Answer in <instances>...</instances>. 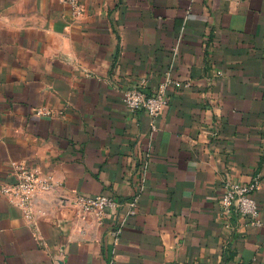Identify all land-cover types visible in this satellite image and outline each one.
<instances>
[{
  "label": "crops",
  "instance_id": "0c3cea01",
  "mask_svg": "<svg viewBox=\"0 0 264 264\" xmlns=\"http://www.w3.org/2000/svg\"><path fill=\"white\" fill-rule=\"evenodd\" d=\"M76 1L0 0V264H264V226L221 207L258 180L264 222V0ZM168 76L152 132L124 92ZM16 164L59 184L34 221L1 193Z\"/></svg>",
  "mask_w": 264,
  "mask_h": 264
},
{
  "label": "built area",
  "instance_id": "2783aa9c",
  "mask_svg": "<svg viewBox=\"0 0 264 264\" xmlns=\"http://www.w3.org/2000/svg\"><path fill=\"white\" fill-rule=\"evenodd\" d=\"M76 14H81V7L76 0H70ZM222 74V72H218ZM147 79L143 78L136 86L127 88L124 92L123 102L130 112L145 110L151 117L152 132L157 129L156 119L161 115L162 110L169 101L168 88L172 84L176 87L183 86L179 80H174L170 76L160 83L158 88L152 93H146L143 90ZM184 85H190V82ZM38 115H50L51 110L48 108H37L35 110ZM15 180L5 184L1 188V193L6 196L9 202L23 212L24 217L29 221H34L37 216L47 214L46 210L38 205L37 198L41 194H45L58 187L53 176L40 174L39 172L27 168L21 164H16L13 170ZM145 179L141 181V190H143ZM224 190L221 199L222 211L229 215H237L238 217L249 220L250 224L256 226H264L261 218V210L254 196L255 192L260 188V182L255 180L250 183H241L234 180L224 182ZM128 205V212L125 217L120 219L119 226L115 229L118 235L127 221L128 216L136 213L138 204L137 197H133L125 201ZM74 204L79 210L85 214H93L98 220L102 221L109 210L117 211L123 202L115 199L113 196L99 194L93 196L76 195Z\"/></svg>",
  "mask_w": 264,
  "mask_h": 264
}]
</instances>
